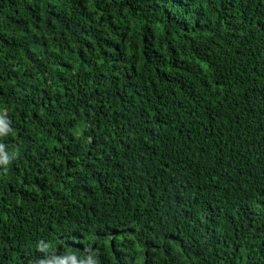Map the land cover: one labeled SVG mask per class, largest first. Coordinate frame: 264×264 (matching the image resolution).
Listing matches in <instances>:
<instances>
[{
  "label": "trees",
  "instance_id": "trees-1",
  "mask_svg": "<svg viewBox=\"0 0 264 264\" xmlns=\"http://www.w3.org/2000/svg\"><path fill=\"white\" fill-rule=\"evenodd\" d=\"M0 264H264V0H0Z\"/></svg>",
  "mask_w": 264,
  "mask_h": 264
}]
</instances>
